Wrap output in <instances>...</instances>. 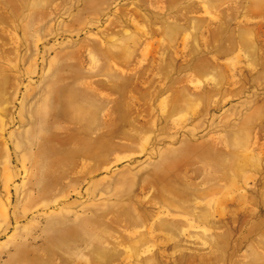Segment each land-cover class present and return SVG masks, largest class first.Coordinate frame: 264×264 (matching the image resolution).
Returning a JSON list of instances; mask_svg holds the SVG:
<instances>
[{
    "label": "rangeland",
    "instance_id": "obj_1",
    "mask_svg": "<svg viewBox=\"0 0 264 264\" xmlns=\"http://www.w3.org/2000/svg\"><path fill=\"white\" fill-rule=\"evenodd\" d=\"M0 264H264V0H0Z\"/></svg>",
    "mask_w": 264,
    "mask_h": 264
}]
</instances>
